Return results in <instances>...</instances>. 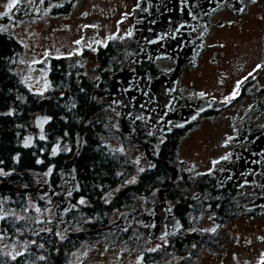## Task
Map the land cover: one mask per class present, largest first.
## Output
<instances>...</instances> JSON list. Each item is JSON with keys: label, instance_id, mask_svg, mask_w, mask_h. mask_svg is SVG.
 <instances>
[{"label": "trees", "instance_id": "16d2710c", "mask_svg": "<svg viewBox=\"0 0 264 264\" xmlns=\"http://www.w3.org/2000/svg\"><path fill=\"white\" fill-rule=\"evenodd\" d=\"M16 16L21 18L18 13ZM6 21L7 18L0 16V24ZM22 50L23 44L19 40L0 30V182L8 180L12 185L9 190L0 192V207L4 212L0 217V264H74L70 253L87 235L109 232L113 234V243L129 240L130 230L123 232L107 228L109 217L114 210L138 205L133 203L137 195L147 196L145 204H150L151 193L155 189L158 192L159 188L183 223L182 229L166 238L167 249L186 260L184 252L197 255L193 245L212 244L214 239L211 236L205 233L201 237L192 229L197 215L213 212L212 221L224 224L238 214L240 206L232 199L234 193L230 187L217 190L213 184H195L200 179L183 170L178 183H169L165 161L175 164L181 132L173 129L167 133L156 143L158 154L154 165L143 170L134 182L120 185L133 174L134 164L124 152L108 147V129L115 136L125 138L120 131L111 130L107 115L112 117V113L104 109L105 99L95 97L91 103V92L102 89L108 75L115 69L116 59H113L110 47L99 46L96 50L97 77L94 80L86 77L83 65L72 57H50L48 77L51 87L43 93L29 90L14 70ZM35 116L47 117L41 134L32 126ZM84 117L88 122L80 126ZM79 131H83V144L74 156ZM29 132L32 138L26 142ZM134 133L147 136L143 129ZM149 139L154 141L153 137ZM66 161L75 165L80 187L70 197L72 208L67 212L65 222L68 231L86 233L62 240L53 220L37 223L35 214L28 208L29 197L34 198L41 209H45L52 199L46 197V200L34 191L20 193L18 187L32 186L36 173H47V180L55 185L59 180L58 170ZM194 187L200 189L202 195L206 189L210 191L208 200L195 204L188 200L185 194H190ZM105 196H108L107 200ZM79 199L83 202L79 203ZM206 203L207 206L203 207ZM192 204L196 206L192 208ZM191 213L193 220L189 218ZM69 214L74 218L70 220ZM78 226L81 229H75ZM16 244L23 246L18 253L10 249V245ZM149 256L150 253L144 254L143 264L154 262L159 253Z\"/></svg>", "mask_w": 264, "mask_h": 264}, {"label": "rangeland", "instance_id": "374dc122", "mask_svg": "<svg viewBox=\"0 0 264 264\" xmlns=\"http://www.w3.org/2000/svg\"><path fill=\"white\" fill-rule=\"evenodd\" d=\"M94 1L96 0H76L71 13L77 24L75 32L71 34L64 31L53 35L46 43L44 33L50 30L53 21L47 11L40 9L38 0H0V16L7 18L5 23L0 24V30L7 31L23 44V50L16 59L14 70L29 90L43 93L50 89L48 62L52 56L72 57L75 62L83 65L84 73L88 79H96L95 50L108 42L115 45V42L118 41V21L95 16L81 19V11L88 10L89 4ZM16 13L21 15V18L15 17ZM263 33L264 21L251 20L244 15L236 20L234 27L215 31L213 36L214 38L219 36L224 38L222 45L226 56L229 57L234 55L233 51L235 50L246 51L247 54L255 53L253 50L259 48L263 43ZM239 85V83L225 85L226 96H222L221 103L225 106L228 104L227 102H231V106L220 111L214 120L200 122L179 138L175 165L197 179L201 180L202 172L209 167L211 160L221 158L227 153L228 147L225 141L234 133L236 126H239L243 121L264 122V115L259 113L260 108L254 106L252 102L254 97L245 96L240 100H228L230 94L232 95L238 90ZM254 85L250 90L251 93L256 94L253 96L264 97V94L260 96L256 92L264 86V82ZM258 101L263 102L264 99L262 101L259 98ZM46 120L47 117L44 116L34 117L32 126L38 130V134L42 133V127ZM107 121L110 122L111 130L119 131L120 124L113 114L112 117L107 115ZM108 132L109 136L106 140L108 147L124 152L134 164L133 174L125 178L120 185L132 183L149 166L143 150L130 141L115 136L109 129ZM152 137L155 143L164 139L163 135L158 133H154ZM31 138L32 133L29 132L25 141H30ZM43 176L47 179L48 174H43ZM119 186L112 189L110 194L115 192ZM208 194L206 189L204 199ZM159 195H163L162 190L157 192L155 189L151 193L150 200L159 197ZM105 197L107 200L108 196ZM147 198L142 194L137 195L133 203L144 204ZM81 201L82 199L78 200L79 203ZM28 204V208L35 214L37 223L52 221V209L55 205L53 199L45 209H41L36 200L31 197H29ZM120 212V210H114L109 220L115 219ZM3 213L0 207V217ZM213 215V212L198 214L192 227L193 230L200 233L201 237H204L205 233L208 234L207 236H211L214 239L212 244H202L198 247L193 245L197 252L196 256L184 252L186 260H179L173 264H264V211H249L240 207L238 214L225 221L224 224H215L212 221ZM69 218L70 220L74 218L73 214H69ZM189 218L194 219L193 213L189 215ZM75 229H81V227L78 226ZM129 230V240L123 239L115 243L112 240L113 234L109 232L101 235H87L72 250L70 260L74 264H143L145 253H150L149 257L159 253L155 261L149 264H161L174 253L167 249L166 238H154L147 241L145 230L135 224ZM57 232L59 235V226ZM10 249H14L18 253L23 249V246L21 244L10 245ZM166 264H170V262H166Z\"/></svg>", "mask_w": 264, "mask_h": 264}, {"label": "flooded vegetation", "instance_id": "af4514ba", "mask_svg": "<svg viewBox=\"0 0 264 264\" xmlns=\"http://www.w3.org/2000/svg\"><path fill=\"white\" fill-rule=\"evenodd\" d=\"M38 2L40 9L47 11L53 21L50 30L44 33L46 43L49 42L53 35L63 33L64 31L71 34L75 32L77 24L74 22L71 13L76 0H38ZM169 2L176 3L174 9L169 7L176 17V21L174 22L177 24V29L167 28L173 34L176 31V34L172 38L174 39V47L171 48V52L165 56H155V54L150 53L146 58H142L135 63L132 62L128 59L129 56L143 46L140 43L141 40H136L134 35L142 34L144 29H146L147 20H152V24L162 26L163 20L160 18H164L165 15L161 11V8L165 7V4H169ZM88 7V10L81 11V19L95 16L118 21V41L115 42V45H112L113 43L110 42L102 45L103 47L109 46L113 57L116 59L114 62L115 69L111 73L117 69L126 68L130 64L134 73L138 76L148 78L161 76L169 79L175 75L176 86L172 92L175 96L172 99L174 101L173 108L197 99H211L210 106L203 109L195 119L183 126L171 127L169 132L176 129L181 132V137L200 122L214 120L220 111L227 106H231V102H227L228 104L225 106L221 103L222 96H226L224 92L225 85L231 83H239L240 85L238 90L234 92L235 95L234 93L230 94L228 100H240L245 96H252L254 97L252 101L254 106L259 107V113L264 115V97L256 98L253 96L256 94L250 92L254 84L264 82V40L259 48L253 50L255 51L253 54L235 50L233 51V56L227 57L222 45L224 38L222 36L214 38L213 36L215 31L234 27L236 20L244 15L251 20L264 21V0H239L238 2L237 0H96L90 3ZM16 15L15 17H17ZM167 22L173 21L168 20ZM220 46L222 47L220 48ZM109 75L107 81L109 80ZM256 92L262 96L264 94V86ZM259 98L263 102L258 101ZM140 118L131 122V126L134 132L143 129L147 133ZM116 119L121 127L123 123L121 118L116 117ZM124 122L126 124L128 120H124ZM259 130H264V122L243 121L239 126H236L234 133L225 141L228 147L227 153L221 158L211 160L209 167L203 170L201 180L195 184H213L216 188V180L219 173L212 174L213 164L229 159L233 150L237 154L240 149L249 147L248 143L252 141L251 135ZM154 133L161 134L163 137L167 134L153 131L150 135L143 136L142 134V136L136 135V137L137 140L149 139ZM262 137L263 140L261 142L264 147V133ZM124 138L134 144V140L131 138L126 136ZM233 140L236 143H233ZM262 156L263 158L258 163L260 165L252 167V170L248 173V175H251L252 183L235 188L231 182L226 181L217 190L230 187L234 193L232 199L238 202L241 208L243 203L263 196L264 151ZM181 178L171 184L178 183ZM158 190L160 192L162 188ZM194 192L198 193V197L190 199V196ZM209 193L211 192L209 191ZM163 196L167 198L164 194ZM185 196L195 204L202 202L205 194L202 195L200 189L194 187L191 189L190 194H185ZM157 199L158 197L153 198L150 204L154 203ZM206 199L208 200V197ZM195 206L191 205L192 208ZM205 206H207V203L203 205V207ZM249 211H264V208H254ZM167 237L169 236L157 238ZM166 259L161 264H166V262L173 264L179 260H183L184 257L173 253Z\"/></svg>", "mask_w": 264, "mask_h": 264}, {"label": "water", "instance_id": "95a60500", "mask_svg": "<svg viewBox=\"0 0 264 264\" xmlns=\"http://www.w3.org/2000/svg\"><path fill=\"white\" fill-rule=\"evenodd\" d=\"M175 4L169 2V4H165L166 6L161 8L165 15V17L163 16L164 18H160L163 20L162 26L152 24V20H147L146 29H144L142 34L134 35L136 40H141L140 43L143 46L133 52L129 56V60L135 63L142 58H146L150 53L155 54V56H165L171 52V48L174 47V39L172 38L176 31L173 34L167 28L177 29V24L174 22L176 17L171 11V8L174 9ZM168 20L173 22H167ZM175 86V75L169 79L161 76L151 78L138 76L129 64L126 68L113 71L102 89L91 92V103L95 97L106 100L107 103L104 109L110 111L115 117L121 118L123 122L119 131L124 136L134 140L135 146L142 148L148 165L153 166L158 154V147L150 139L137 140L131 122L141 117L140 121L144 124L148 135L152 134L153 131L166 134L171 127H180L187 124L195 119L203 109L210 106L211 99H197L173 108L174 101L172 99L175 96L172 92L175 90ZM124 120H128V122L125 124ZM87 122L88 118L84 117L80 122V126ZM263 133L264 130L255 131L251 135L252 141L248 143L249 147L240 149L237 154L233 150L229 159L213 164L212 174L219 173L216 180V189L221 188L226 181L231 182L235 188H240L253 182L251 175H248V173L252 170V167L260 165L258 163L263 158L264 147L261 142ZM233 143H236V141L233 140ZM82 144L83 131H79L74 156L78 154ZM165 164L170 172L169 183L179 180L181 177L180 167L170 165L167 161H165ZM9 175L10 173L7 174V176ZM35 175L36 180L32 186L20 185L18 191L20 193H31L34 191L40 197L53 199L55 205L52 209V220L60 227L59 236L62 240L71 236L85 234L86 231L81 230L68 231L65 222V215L72 208L70 197L80 187L75 165H69L68 161H66L64 166L58 170L59 180L55 185H52L41 173H36ZM11 187L12 185L8 180L0 182V192L9 190ZM197 197L198 193L194 192L190 199ZM260 207L264 208V195L242 204V208L246 210ZM134 224L145 230L147 241L157 237L170 236L183 227L182 221L173 212L172 203L163 195H159L154 203H142L124 208L115 219L107 224V228L119 229L125 232Z\"/></svg>", "mask_w": 264, "mask_h": 264}, {"label": "snow or ice", "instance_id": "6c2138e0", "mask_svg": "<svg viewBox=\"0 0 264 264\" xmlns=\"http://www.w3.org/2000/svg\"><path fill=\"white\" fill-rule=\"evenodd\" d=\"M202 95V94H201ZM234 95H235V93H234ZM81 202H83V201H81Z\"/></svg>", "mask_w": 264, "mask_h": 264}]
</instances>
